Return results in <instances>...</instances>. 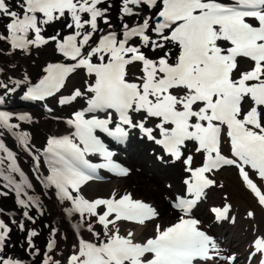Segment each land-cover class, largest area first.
Wrapping results in <instances>:
<instances>
[{"label": "snow or ice", "instance_id": "obj_1", "mask_svg": "<svg viewBox=\"0 0 264 264\" xmlns=\"http://www.w3.org/2000/svg\"><path fill=\"white\" fill-rule=\"evenodd\" d=\"M46 48L61 62L47 63L37 82L27 73L15 79L0 66V197L15 193L32 224L45 214L40 198L29 194L34 185L9 137L31 156L35 179L55 191L75 220L67 249L68 237L57 228H49L43 250L35 243L41 233L27 232V250L38 264H240L193 212L225 167L238 169L264 207V190L250 175L264 181V0H0V57ZM242 63L250 67L242 70ZM132 68L139 73L134 78ZM74 76L82 86L68 88ZM21 92L23 100L43 102L48 114L54 113L50 102L71 109L52 116L68 133L37 147L23 128L35 123L32 115L2 107ZM133 133L155 146L156 161L179 164L185 174L186 194L172 203L177 221L155 224L143 240L122 233V226L154 222L155 207L130 192L93 199L83 192L100 169L129 174L109 143L122 144ZM232 211L230 203L210 208L212 222L234 224ZM12 225L26 230L0 207V264H22L6 253ZM245 260L264 264V235Z\"/></svg>", "mask_w": 264, "mask_h": 264}, {"label": "bare ground", "instance_id": "obj_2", "mask_svg": "<svg viewBox=\"0 0 264 264\" xmlns=\"http://www.w3.org/2000/svg\"><path fill=\"white\" fill-rule=\"evenodd\" d=\"M0 61H3V58L0 59ZM10 63H13L12 61ZM7 66V65H6ZM15 73L12 72H7L8 75L12 76L15 79H21L19 76L18 71H15ZM13 104L16 106L17 103L13 102ZM56 126H50L49 127V132L51 134L54 133ZM36 145V143L34 142ZM138 147V145H137ZM21 153L25 156L29 164H31V160L27 156V154L20 148ZM133 151H136L135 153H130L128 157L126 158L125 161H123L127 164H129L131 167H133V171H130L127 176H124V183L123 186L126 190H128L130 193L133 194V196L137 195V197L144 196L146 201L151 202L152 204H156L159 208V211L161 213V216L165 217L162 218V222H165L168 220L167 223L172 222L173 220L176 219L177 214L176 212H172L171 215L169 216L168 213V207L167 204L165 203V197H170L174 194L173 191L176 190V188L179 187L180 185V178H179V168L176 165H170V166H165V167H160L159 164L155 163L156 166H159V172L161 175L166 178V182H170L173 184L171 189H165L162 188L163 183L160 181L161 177L157 175H151L146 172L145 167H144V161L147 157L144 153L143 148H135ZM148 164V163H147ZM142 167V169L140 167ZM128 168V167H127ZM163 179V180H164ZM161 184V185H160ZM137 188V189H136ZM42 190L44 194L46 195L47 202H46V207L49 212L52 213V217H48V221L45 222L44 217L41 219L40 223L38 225H34L33 228L36 229L37 231H41L40 229V224L44 222L45 227L48 225L51 226V228H57L59 231L65 236L68 237V240L64 242L62 245L65 249L68 248V246L72 243V240L75 238L74 236V228L72 227V222L75 223V220L69 217H65L62 214V204H58L55 200V197L51 194L50 190L44 189L42 185ZM137 192V193H136ZM163 192H167L165 195ZM0 207L3 209H6V207L3 204H0ZM9 209H13L17 212V210L20 208L19 205L14 203L13 206L8 205ZM46 215H48V212H46ZM143 225H137L134 229L133 232L136 233V236H138V232L142 228ZM41 233V232H40ZM48 233L46 238L41 241L40 238L35 241L39 247L43 250V243L44 241L48 239ZM239 241H242L241 238H239ZM9 250V252H8ZM6 253L7 255L9 254H16V259H19L22 261L23 264H38L39 257H33L29 251L27 250V238L25 237V234L22 236H12V233L10 234V239L6 243Z\"/></svg>", "mask_w": 264, "mask_h": 264}, {"label": "rangeland", "instance_id": "obj_3", "mask_svg": "<svg viewBox=\"0 0 264 264\" xmlns=\"http://www.w3.org/2000/svg\"><path fill=\"white\" fill-rule=\"evenodd\" d=\"M37 52H35V54H36ZM50 54H53L52 53V49L51 48H46V49H44L43 51H41V52H38V55L36 56V55H34V56H30V57H27V58H18V61H20V63H21V66L22 65H25L28 69H29V71L30 72H34V73H37L38 71H39V68H40V66H41V62L40 61H38L40 58L42 59V61L43 60H45V59H47V57L50 55ZM13 62L14 61V58H11V59H9V62ZM37 63V64H36ZM243 66V69L242 70H246V69H248L249 67H250V65L249 64H247V63H242L241 64V67ZM134 69H136V68H134ZM32 70V71H31ZM33 73V74H34ZM134 73H136L135 71H134ZM81 78V77H80ZM79 78V79H80ZM79 79L77 80V82H72V83H70V86L71 85H74V83L75 84H78L79 83ZM50 123V121H48V120H46V119H44V118H41V119H39V121L38 122H36V123H34L33 125H30V126H28L33 132H34V134H35V139L38 141L39 139H42L43 138V136H44V134L43 133H41L42 132V130H47V125ZM54 124H50L49 126H48V129H49V127L50 126H53ZM140 148H143L144 149V153H145V155H147V157L145 158V163H144V165H145V170H146V172H147V170H149L151 173H153L154 172V170H153V168L154 167H156L157 168V166L155 165V163H157V164H159L156 160H155V158L150 154V153H148V151H149V145H147V144H144V146H140ZM144 160V159H143ZM148 163V164H147ZM160 166H162L163 167V165H161V164H159ZM178 166H179V169H180V165L179 164H177ZM182 173H181V171L179 170V176L181 175ZM221 174V173H220ZM229 175V176H231L232 175V172H231V170H225V171H223L222 172V175H221V178L222 179H226L227 180V184H229V191L231 192V194L232 195H235V193H236V190L237 189H235L232 185H235V187H237L238 188V185L233 181V180H229L230 178L228 177V176H226V175ZM164 179V178H163ZM163 179L161 180V182L163 181ZM228 180H229V182H228ZM118 182H117V180L116 179H113V180H111V181H109L108 183H106L105 185H103V186H95V185H91L90 187H88V189L85 191V193L88 195V196H97V195H99V196H102V195H106L107 194V192H108V190L110 189V188H112V187H116V184H117ZM123 183H124V180H119V185L118 186H120V187H123L124 188V186H123ZM163 183V182H162ZM226 184V185H227ZM232 184V185H231ZM161 185V184H160ZM164 186H162V188L163 189H165L166 191H167V189H166V187H165V184H163ZM137 189V188H136ZM225 190L227 191V187H225ZM126 191H128V190H126ZM222 192V190H218V193H219V198H220V193ZM237 192H238V195H239V199H236L235 197H233V196H230V198L232 199V201H233V203L235 204V205H237V206H241V208L242 209H246L247 207H248V205L250 204V205H253V202H252V197L251 196H249L248 195V193L247 192H244V190H242V191H240V190H237ZM137 193V192H136ZM138 195V194H137ZM136 196V195H135ZM137 197V196H136ZM138 198V197H137ZM143 198H144V196H143ZM51 218H53L52 216H50ZM40 229H41V236L39 237L40 238V240L41 241H43L45 238H46V236H47V232L44 230V229H42L41 227H40ZM151 230V229H150ZM150 232V231H149ZM242 240V239H241ZM45 242V241H44ZM235 243H237V242H235ZM234 243V244H235Z\"/></svg>", "mask_w": 264, "mask_h": 264}]
</instances>
